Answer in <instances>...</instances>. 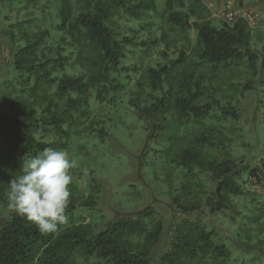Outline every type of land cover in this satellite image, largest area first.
I'll return each instance as SVG.
<instances>
[{"label":"trees","instance_id":"trees-1","mask_svg":"<svg viewBox=\"0 0 264 264\" xmlns=\"http://www.w3.org/2000/svg\"><path fill=\"white\" fill-rule=\"evenodd\" d=\"M0 12L14 16L0 91V264H264V159L250 168L235 148L240 99L264 85V24L231 25L205 0H0ZM155 23L172 46L158 48L166 33L138 35ZM92 95H129L148 138L167 143L157 153L175 170L168 224L151 206L93 222L78 213L98 205L86 194L71 193L55 233L7 209L22 161L66 151Z\"/></svg>","mask_w":264,"mask_h":264},{"label":"rangeland","instance_id":"rangeland-1","mask_svg":"<svg viewBox=\"0 0 264 264\" xmlns=\"http://www.w3.org/2000/svg\"><path fill=\"white\" fill-rule=\"evenodd\" d=\"M205 2L212 4L215 17L223 18V15L239 11L229 8L232 6L229 1ZM13 17L5 19L4 13L0 12V91L10 89V84H3V81L12 79V54L5 53V50L10 46L6 31ZM153 31L159 37L164 33L167 36L158 48L172 46L173 32L162 30L159 23H155L153 28L140 29L138 35L146 36ZM138 62L141 64L144 61L138 59ZM238 95L241 96L240 93ZM130 99L129 95H119L112 102L100 103L94 95L90 98L91 120L86 126L72 129L71 143L66 150L69 157L77 162V167L72 170L70 191L78 199L85 194L97 199L98 205L94 209L81 208L78 211L89 216L93 222L101 217L130 214L151 206L168 224L171 221L170 212L174 215L175 208L171 205L169 212L164 204L171 203L168 187L175 170L169 159L157 153L167 143L162 137L148 138L150 131L147 123L134 111ZM240 101L244 113H241L238 122L235 148L248 159L250 168H254L259 160L264 159V85L257 84ZM101 128L106 133H101ZM83 168L87 169L86 175L81 171ZM259 189L264 190L262 187ZM3 210L1 206L0 217ZM228 226L233 231L234 227Z\"/></svg>","mask_w":264,"mask_h":264},{"label":"clouds","instance_id":"clouds-1","mask_svg":"<svg viewBox=\"0 0 264 264\" xmlns=\"http://www.w3.org/2000/svg\"><path fill=\"white\" fill-rule=\"evenodd\" d=\"M77 162L64 150L45 148L22 161L6 192L9 211L26 218L42 234L55 233L68 223L72 170ZM81 171L86 175L87 169Z\"/></svg>","mask_w":264,"mask_h":264},{"label":"crops","instance_id":"crops-1","mask_svg":"<svg viewBox=\"0 0 264 264\" xmlns=\"http://www.w3.org/2000/svg\"><path fill=\"white\" fill-rule=\"evenodd\" d=\"M215 2L221 0H214ZM229 1L232 6L227 7L232 10L235 8L239 9V11L234 12L235 15L238 16H247V17H255L256 23L264 24V0H222ZM228 2V3H229ZM242 3V4H237ZM212 6V4H210ZM231 12V11H229ZM224 16V15H223Z\"/></svg>","mask_w":264,"mask_h":264},{"label":"built area","instance_id":"built-area-1","mask_svg":"<svg viewBox=\"0 0 264 264\" xmlns=\"http://www.w3.org/2000/svg\"><path fill=\"white\" fill-rule=\"evenodd\" d=\"M224 17H225L226 21H228V23L232 25V24H234L237 16L234 13H228V14L224 15ZM248 19H249V22L251 23V25L256 24L255 17H249ZM250 187L254 188L255 186L250 185ZM263 192H264V190H263Z\"/></svg>","mask_w":264,"mask_h":264}]
</instances>
